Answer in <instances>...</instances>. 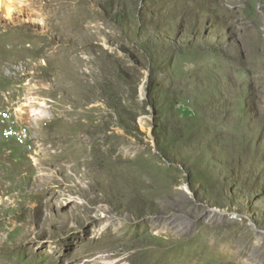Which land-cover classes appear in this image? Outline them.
Instances as JSON below:
<instances>
[{"label":"rangeland","instance_id":"374dc122","mask_svg":"<svg viewBox=\"0 0 264 264\" xmlns=\"http://www.w3.org/2000/svg\"><path fill=\"white\" fill-rule=\"evenodd\" d=\"M2 2L0 264H264V0Z\"/></svg>","mask_w":264,"mask_h":264},{"label":"bare ground","instance_id":"6f19581e","mask_svg":"<svg viewBox=\"0 0 264 264\" xmlns=\"http://www.w3.org/2000/svg\"><path fill=\"white\" fill-rule=\"evenodd\" d=\"M2 8H3V2H2V0H0V9H2ZM9 10H10V13H11V10L12 9L9 8ZM18 111H20L21 113H24V111H23L22 108L19 109ZM4 133H5V136L7 138L13 137L15 135V131L10 130V129H6L4 131ZM21 133H24V140L22 139V137H18L21 142L30 140V138H31V132L29 131L28 127H22Z\"/></svg>","mask_w":264,"mask_h":264},{"label":"built area","instance_id":"2783aa9c","mask_svg":"<svg viewBox=\"0 0 264 264\" xmlns=\"http://www.w3.org/2000/svg\"><path fill=\"white\" fill-rule=\"evenodd\" d=\"M15 134L16 137H22V139L24 140V133H21L20 123L15 125Z\"/></svg>","mask_w":264,"mask_h":264}]
</instances>
